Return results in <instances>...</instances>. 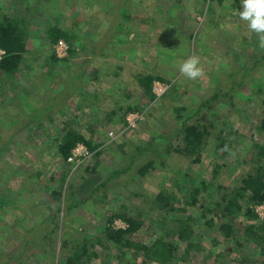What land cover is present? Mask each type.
Returning <instances> with one entry per match:
<instances>
[{
    "label": "rangeland",
    "instance_id": "obj_1",
    "mask_svg": "<svg viewBox=\"0 0 264 264\" xmlns=\"http://www.w3.org/2000/svg\"><path fill=\"white\" fill-rule=\"evenodd\" d=\"M242 10L241 0H0V22L27 32L15 76L0 73V264H161L142 247L122 259L107 233L129 228L124 215L137 224L135 247L174 245L178 213L195 247L184 256L181 243L169 264H264L254 241L214 242L226 222L215 218L213 195L226 191L217 185L232 190L264 168V50ZM51 28L66 35L47 40ZM189 56L204 70L195 81L179 72ZM140 75L166 93L147 94ZM134 111L143 119L131 128ZM185 123L209 130L198 152L184 148ZM67 129L100 144L98 158L79 141L91 156L64 162ZM146 164L153 168L140 176ZM240 203L255 215L264 204ZM248 208L231 216L241 231L264 221Z\"/></svg>",
    "mask_w": 264,
    "mask_h": 264
},
{
    "label": "trees",
    "instance_id": "obj_2",
    "mask_svg": "<svg viewBox=\"0 0 264 264\" xmlns=\"http://www.w3.org/2000/svg\"><path fill=\"white\" fill-rule=\"evenodd\" d=\"M220 1L223 2L224 0ZM7 24H18V21L6 22V20H3L2 23L0 22V50L5 51V54L0 61V73L4 74L3 77L10 78V76H15L14 71L19 68V65L23 61L25 53L27 52V44L25 33H19V31L23 30L24 28H20V26L18 25L12 27L8 26ZM121 25H123V23ZM53 28L50 29L51 31L49 32V35H46L47 40L51 39V41L53 42L56 40V37H64L66 35L64 29L57 28V30L55 28L54 30H57V33L53 36ZM24 30L26 32V29ZM70 51L71 53H76V48L74 49L72 46ZM69 78L72 79L70 80L71 82L69 81L68 85H72L73 79L76 78H73L70 74ZM139 79L140 86L147 92V94L152 95V85L155 78L152 75H140ZM71 88H69V90H71ZM94 97H96L97 99L98 95L96 94ZM261 127L262 129H264V121ZM65 131L67 132L66 134H64L65 136L63 137L59 147L60 154L64 157V162L67 163V159L70 157L73 148L76 147V144L79 141L85 142L89 149L92 152H95L94 157H97L99 155V152L97 151L101 146L100 144H92L91 142L85 140L81 134L79 135L73 129H67ZM181 131L184 135V148L187 152L190 151L191 154L193 153L192 150H196L198 152L199 149L203 147L204 137L209 135V130L207 128L194 124L185 123L182 126ZM199 160L200 157H198L197 161ZM137 168L138 170H136L138 171V174L140 176H145L147 172L149 173V170L153 168V166L151 164H146L143 167ZM219 168V165L216 164L214 171L218 172ZM217 186L219 189H226V191L224 192V194H222V196L218 194V191H216V193L213 195L214 199H217V201H214V206L221 211V216L217 214L218 217L215 216V218H217V220L218 218L225 219L226 222H221L219 226V236L217 235V238L214 242L218 244L220 242V238H224L227 241H235L236 246L239 249H242L247 248L249 242L254 241V243L257 244L258 247H260V253L264 255V221L259 225H249L245 229H243V231H241V228L239 226H236L231 222V220L233 219L231 216L238 214L239 209L242 210L244 208H248L245 206L243 208L242 204L240 203L241 198L246 199L247 203L249 204L253 203V205L264 203V168L259 167L256 173L244 177L241 181V185L237 186V188H233L232 190H228L229 188H225L220 184ZM214 189L215 188H212V191H214ZM163 195L164 193L159 194V202L160 200H165ZM218 195L220 196V198H218ZM193 204H195V201L193 202ZM165 205H168V203ZM168 207L171 208V211H175L172 204L168 205ZM246 214L251 218L256 217L251 208L246 209ZM119 217L125 218L126 222H128L129 224V228L125 230H113L111 228L108 230L107 239H110L112 246L119 248L122 259L124 258V256H126L127 253L125 248L140 249L142 247L145 257L148 260L156 261L161 264H169L170 261L175 260L174 257H178V251L180 250L178 245H181V243L187 242V246L185 247L183 253L184 256H188L189 254H191L192 250H194L195 244L193 241L196 238L194 228L187 218H185V220L181 219L179 217V213L177 215H174L172 219L175 223V226L177 227H174V229L170 230V232H173L174 234H177L179 236L178 242L174 243V245L170 241L160 238L156 240V242L151 246L137 244L135 247L130 238V235L136 233L138 230L135 220L126 218L124 215H120ZM176 221L178 223H176ZM207 222L209 223V221ZM213 222L214 220L210 221L211 225H213Z\"/></svg>",
    "mask_w": 264,
    "mask_h": 264
},
{
    "label": "clouds",
    "instance_id": "obj_3",
    "mask_svg": "<svg viewBox=\"0 0 264 264\" xmlns=\"http://www.w3.org/2000/svg\"><path fill=\"white\" fill-rule=\"evenodd\" d=\"M243 10L239 18L247 23L249 31L256 34L258 45L264 50V0H241ZM179 72L189 80H197L204 75L199 57L189 56L179 65ZM224 151H228L225 146Z\"/></svg>",
    "mask_w": 264,
    "mask_h": 264
},
{
    "label": "built area",
    "instance_id": "obj_4",
    "mask_svg": "<svg viewBox=\"0 0 264 264\" xmlns=\"http://www.w3.org/2000/svg\"><path fill=\"white\" fill-rule=\"evenodd\" d=\"M60 48L64 50V54H66L67 47L64 42H60ZM166 88L162 84L158 83L153 87V93L159 98L163 96L166 93ZM143 119L142 115L138 112H130L127 115V124L129 127L133 128L138 125V123ZM91 156L90 151L88 148L84 145H78L68 158V162L74 165H80L83 164L89 157ZM74 162V163H72ZM256 215L259 214V217L261 220H264V204L261 206H258L257 209H255ZM116 225L118 228H125L124 222L121 220L116 221Z\"/></svg>",
    "mask_w": 264,
    "mask_h": 264
},
{
    "label": "crops",
    "instance_id": "obj_5",
    "mask_svg": "<svg viewBox=\"0 0 264 264\" xmlns=\"http://www.w3.org/2000/svg\"><path fill=\"white\" fill-rule=\"evenodd\" d=\"M193 1V0H192Z\"/></svg>",
    "mask_w": 264,
    "mask_h": 264
}]
</instances>
